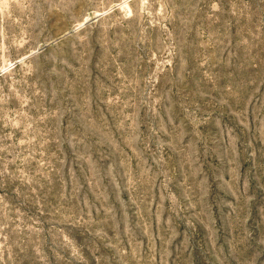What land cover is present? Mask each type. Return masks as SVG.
Masks as SVG:
<instances>
[{"label":"rangeland","instance_id":"374dc122","mask_svg":"<svg viewBox=\"0 0 264 264\" xmlns=\"http://www.w3.org/2000/svg\"><path fill=\"white\" fill-rule=\"evenodd\" d=\"M0 264H264V0H0Z\"/></svg>","mask_w":264,"mask_h":264}]
</instances>
